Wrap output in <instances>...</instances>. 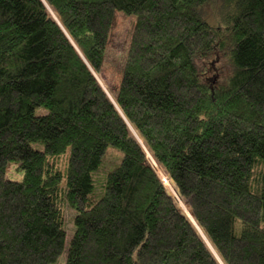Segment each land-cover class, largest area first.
<instances>
[{
    "label": "trees",
    "instance_id": "obj_1",
    "mask_svg": "<svg viewBox=\"0 0 264 264\" xmlns=\"http://www.w3.org/2000/svg\"><path fill=\"white\" fill-rule=\"evenodd\" d=\"M209 1L0 0V264H220L135 133L225 264H264V0L218 25ZM117 11L136 24L108 97ZM110 147L123 158L93 200Z\"/></svg>",
    "mask_w": 264,
    "mask_h": 264
},
{
    "label": "rangeland",
    "instance_id": "obj_2",
    "mask_svg": "<svg viewBox=\"0 0 264 264\" xmlns=\"http://www.w3.org/2000/svg\"><path fill=\"white\" fill-rule=\"evenodd\" d=\"M232 1L233 0H210L207 6V13L210 18L209 21L212 24L216 25L225 23L229 10L232 7ZM135 24L136 18L134 16H127L121 11L116 12V17L113 28L111 30L103 69L100 73H95L100 85L105 90L108 97L109 95H112L114 97H116L117 95V91L122 77L124 63L132 39ZM208 64L210 68L209 70H211L207 74L209 76L208 78L216 76L217 80H220L228 73V66H226L224 59L220 56L212 58L211 60H209ZM37 113H45L44 108H39L37 110ZM34 147L38 149H43V145L41 143H34ZM69 154L70 150L68 151L66 156H64L65 160L66 158H68ZM122 158L123 153L117 148L110 147L107 150L101 165L93 173L94 192L91 195V198L93 200H99L101 197H103V195L105 194L108 174L121 163ZM65 160H60V162L64 165ZM16 166V163H11L9 165L7 169V177L12 180L20 181L23 179L24 173L22 171L17 170ZM159 176L164 186L166 187L164 179L161 175ZM65 183L66 181L64 180L63 184L65 185ZM63 209L65 229L67 231L66 244L68 245L75 232L74 218L76 215V211L72 209L68 204H64ZM66 261L67 253L65 251L59 257L55 264H66Z\"/></svg>",
    "mask_w": 264,
    "mask_h": 264
},
{
    "label": "bare ground",
    "instance_id": "obj_3",
    "mask_svg": "<svg viewBox=\"0 0 264 264\" xmlns=\"http://www.w3.org/2000/svg\"><path fill=\"white\" fill-rule=\"evenodd\" d=\"M55 15V14H54ZM119 111L122 113L121 109L119 108V106H117ZM135 136L138 138L139 142L142 144V146L144 147L147 156H148V160L150 162V164L154 167V169L157 171V173L159 175L162 176V178L164 179L165 185L168 189V191L171 193V195L176 199V201L178 202L180 208L183 210V212L186 214V216L189 217V219L192 221V223L195 225L197 231L199 232V234L203 237L204 241L207 243V245H209L212 253L216 256H214L218 262L220 264H225V262L221 259L219 253L217 252V250L215 249V247L212 245V243L210 242L209 238L206 236L205 232L201 229V227L197 224V222L195 221V219L193 218L192 214L190 213L187 205L184 203V201L180 198L178 191L175 187V185L173 184V182L168 178V176L164 173V171L162 170V168L158 165V163L156 162V160L154 159L153 155L151 154V152L149 151V149L145 146L143 140L135 133Z\"/></svg>",
    "mask_w": 264,
    "mask_h": 264
},
{
    "label": "water",
    "instance_id": "obj_4",
    "mask_svg": "<svg viewBox=\"0 0 264 264\" xmlns=\"http://www.w3.org/2000/svg\"><path fill=\"white\" fill-rule=\"evenodd\" d=\"M105 91V90H104ZM107 94V93H106ZM113 103V102H112ZM114 104V103H113ZM120 112V111H119ZM120 114L122 115V113L120 112ZM123 116V115H122ZM124 117V116H123ZM125 118V117H124ZM170 194V193H169Z\"/></svg>",
    "mask_w": 264,
    "mask_h": 264
},
{
    "label": "clouds",
    "instance_id": "obj_5",
    "mask_svg": "<svg viewBox=\"0 0 264 264\" xmlns=\"http://www.w3.org/2000/svg\"><path fill=\"white\" fill-rule=\"evenodd\" d=\"M165 191H167V189L165 188ZM183 214V213H182Z\"/></svg>",
    "mask_w": 264,
    "mask_h": 264
}]
</instances>
